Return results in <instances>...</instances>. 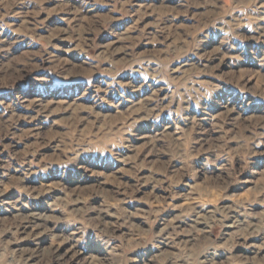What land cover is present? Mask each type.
<instances>
[{
	"label": "rangeland",
	"instance_id": "1",
	"mask_svg": "<svg viewBox=\"0 0 264 264\" xmlns=\"http://www.w3.org/2000/svg\"><path fill=\"white\" fill-rule=\"evenodd\" d=\"M0 264H264V0H0Z\"/></svg>",
	"mask_w": 264,
	"mask_h": 264
},
{
	"label": "bare ground",
	"instance_id": "2",
	"mask_svg": "<svg viewBox=\"0 0 264 264\" xmlns=\"http://www.w3.org/2000/svg\"><path fill=\"white\" fill-rule=\"evenodd\" d=\"M125 57V56H124ZM189 68V67H188ZM80 260V259H79Z\"/></svg>",
	"mask_w": 264,
	"mask_h": 264
}]
</instances>
